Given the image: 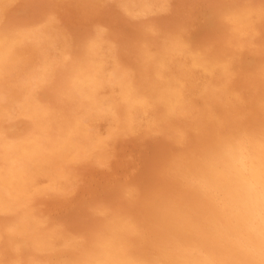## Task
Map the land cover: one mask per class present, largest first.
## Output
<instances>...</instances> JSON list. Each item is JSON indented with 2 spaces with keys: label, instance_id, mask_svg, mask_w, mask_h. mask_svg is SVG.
<instances>
[{
  "label": "rangeland",
  "instance_id": "obj_1",
  "mask_svg": "<svg viewBox=\"0 0 264 264\" xmlns=\"http://www.w3.org/2000/svg\"><path fill=\"white\" fill-rule=\"evenodd\" d=\"M263 20L264 0H0V264H97L101 250L114 245L106 231L120 215L138 211L133 216L139 215L140 221L129 224V233L137 236L149 219L143 207L148 194L165 200L171 194L165 193L168 189H181L189 194L181 198L188 211L194 187L200 183L204 193L207 187L178 178L179 168L196 156H204L206 165L215 164L213 151L222 152L223 145L218 146L229 126L242 125L244 139L264 130ZM35 143L36 149L26 147ZM167 164H175L174 170ZM150 176L154 181L146 179ZM137 182L143 183L141 188ZM199 189L193 192L198 204H204ZM212 191L219 201L209 206L226 205L224 194L218 188ZM156 252L161 253V247Z\"/></svg>",
  "mask_w": 264,
  "mask_h": 264
},
{
  "label": "bare ground",
  "instance_id": "obj_2",
  "mask_svg": "<svg viewBox=\"0 0 264 264\" xmlns=\"http://www.w3.org/2000/svg\"><path fill=\"white\" fill-rule=\"evenodd\" d=\"M21 1V0H20ZM126 1V0H125ZM170 2V1H169ZM9 3V2H8ZM146 3V2H145ZM148 4V3H147ZM179 4V3H178ZM216 4V3H215ZM6 5V4H4ZM157 6V5H156ZM107 7V6H105ZM111 7V6H110ZM163 7V6H162ZM161 8V7H159ZM241 8V7H240ZM14 9V8H12ZM31 9V8H30ZM158 9V8H156ZM179 9V8H178ZM6 11V10H5ZM178 11V10H177ZM144 12V11H143ZM141 13V12H140ZM4 14V13H3ZM241 14V13H240ZM133 15V14H132ZM181 15V14H180ZM2 16V15H1ZM158 17V16H157ZM185 17V16H184ZM244 17V16H243ZM5 18V17H4ZM177 19V18H176ZM188 19V18H187ZM185 19V20H187ZM155 20V19H154ZM184 20V22H185ZM161 21V20H160ZM264 21V20H263ZM171 22V21H170ZM176 22V21H175ZM179 22V21H178ZM183 22V23H184ZM45 23V22H44ZM217 23V22H216ZM259 23V22H258ZM176 24V23H175ZM35 25V24H34ZM159 25V24H158ZM173 25V24H172ZM215 25V24H214ZM213 25V26H214ZM218 25V24H216ZM223 25V24H222ZM221 25V28H222ZM88 26V25H87ZM128 26V25H127ZM220 26V25H219ZM72 27V26H71ZM177 27V26H176ZM216 27V26H215ZM257 27V26H256ZM161 28V27H160ZM212 28V27H211ZM75 29V28H74ZM73 29V30H74ZM217 28H214L216 30ZM221 30V29H220ZM14 31V30H13ZM75 31V30H74ZM188 31V30H187ZM210 31V30H209ZM9 32V31H8ZM161 32V31H158ZM214 32V31H213ZM152 33V32H151ZM188 33V32H187ZM220 34V33H219ZM227 34V33H226ZM230 34V33H229ZM11 35V34H10ZM140 35V34H139ZM165 35V34H164ZM188 35V34H187ZM143 36V35H142ZM166 36V35H165ZM216 35L215 37H217ZM220 36V35H219ZM225 36V35H224ZM67 37V36H66ZM190 37V36H189ZM212 37V36H211ZM254 37V36H253ZM259 37V36H258ZM140 38V37H139ZM150 38V37H149ZM213 38V37H212ZM219 38V37H218ZM14 39V38H13ZM142 39V38H141ZM211 39V38H210ZM220 39V38H219ZM231 39V38H230ZM15 40V39H14ZM37 40V39H36ZM96 40V39H95ZM223 40V39H222ZM258 40V39H257ZM138 41V40H137ZM145 41V39L143 40ZM187 41V40H186ZM231 41V40H230ZM152 42H155L152 40ZM151 42V43H152ZM215 42V41H214ZM28 43V42H27ZM194 43V42H193ZM208 43V42H207ZM232 43V42H231ZM238 43V41H237ZM1 44V43H0ZM7 44V43H5ZM23 44V43H22ZM149 44V43H148ZM190 44V43H189ZM4 45V44H3ZM151 45V44H150ZM157 45V44H156ZM165 45V44H163ZM107 46V45H106ZM146 46V45H145ZM161 46V45H160ZM166 46V45H165ZM254 46V45H253ZM3 47V46H2ZM144 47V46H143ZM11 48V47H10ZM108 48V47H107ZM145 48V47H144ZM205 48V47H204ZM184 49V48H182ZM188 49V48H187ZM196 49V48H195ZM201 49V48H200ZM203 49V48H202ZM201 49V51H202ZM209 49V48H208ZM226 49V48H225ZM225 49H223L225 51ZM240 49V48H239ZM139 50V49H138ZM160 50V49H159ZM158 50V51H159ZM198 50V49H197ZM220 50V49H219ZM145 51V50H144ZM163 51V50H162ZM166 51V50H165ZM172 51V50H171ZM185 51V50H184ZM205 51V50H204ZM213 51V50H212ZM248 51V50H247ZM256 51V50H254ZM260 51V50H259ZM140 52V51H139ZM149 52V51H148ZM156 52V51H155ZM169 52V51H168ZM190 52V51H189ZM230 52V51H229ZM141 53V52H140ZM183 53V52H182ZM186 53V52H184ZM183 53V54H184ZM207 53V51H206ZM210 53V52H209ZM94 54V53H93ZM97 54V53H96ZM147 54V53H146ZM162 54V53H161ZM159 53V55H161ZM165 54V53H164ZM163 54V55H164ZM175 54V53H173ZM158 55V54H157ZM158 55V56H159ZM180 55V54H178ZM190 55V54H189ZM200 55V54H199ZM242 55V54H241ZM106 56V54H105ZM104 56V57H105ZM194 56V55H193ZM207 56V54L205 55ZM220 57L219 55H217ZM215 56V57H217ZM165 57V56H164ZM168 57V56H167ZM203 57V56H201ZM138 58V57H137ZM170 58V57H169ZM44 59V58H43ZM123 59V58H122ZM120 60V59H119ZM156 60V59H155ZM165 60V58H164ZM174 60V59H173ZM228 60V59H227ZM233 60V59H232ZM147 61V58H146ZM219 61V60H218ZM231 61V60H229ZM228 61V63H229ZM236 61V60H235ZM121 62V61H120ZM124 62V61H123ZM149 62V61H147ZM191 62V61H190ZM239 62V61H238ZM140 63V62H138ZM194 63V62H192ZM220 63V62H219ZM222 63V62H221ZM232 64V62H230ZM241 63V62H240ZM238 63V64H240ZM137 64V63H136ZM216 64V63H215ZM214 64V65H215ZM225 64V63H222ZM242 64V63H241ZM39 65V64H38ZM107 65V64H106ZM112 65V64H111ZM114 65V63H113ZM126 65V64H125ZM164 65V64H163ZM170 65V64H169ZM211 65V64H210ZM236 65V64H235ZM116 66V65H115ZM128 66V65H127ZM143 66V65H142ZM159 66V65H157ZM212 66V65H211ZM229 66V65H228ZM51 67V66H50ZM53 67V66H52ZM120 67V66H119ZM191 67V66H190ZM225 67V66H224ZM231 67V66H230ZM29 68V67H28ZM49 68V67H48ZM54 68V67H53ZM64 68V67H63ZM125 68V67H124ZM150 68V67H149ZM153 68V67H152ZM192 68V67H191ZM47 69V68H46ZM130 69V68H129ZM155 69V68H154ZM157 69V68H156ZM226 69V67H225ZM38 70V69H37ZM40 70V69H39ZM146 70V69H145ZM150 70V69H149ZM36 71V70H35ZM219 71V70H218ZM135 72V70H134ZM151 72V71H150ZM185 72V71H184ZM221 72V71H220ZM228 72V71H227ZM239 72V71H238ZM253 72V71H252ZM49 73V71H48ZM101 73V72H100ZM225 73V72H224ZM42 74V73H41ZM99 74V73H98ZM111 74V73H110ZM132 74V73H131ZM209 74V73H208ZM211 74V73H210ZM214 74H218L214 72ZM222 75V72L220 73ZM231 74V72H230ZM256 74V73H255ZM254 74V76H255ZM157 75V74H156ZM173 75V74H172ZM177 75V74H176ZM186 75V74H185ZM202 75V74H201ZM219 75V74H218ZM220 75V76H221ZM234 75V74H233ZM250 75V74H249ZM170 76V75H169ZM213 76V75H212ZM244 76V75H242ZM248 76V75H247ZM252 75H250L251 77ZM20 77V76H19ZM118 77V76H117ZM135 77V76H134ZM229 77H231L229 75ZM245 77V76H244ZM54 78V77H53ZM119 78V77H118ZM178 78V76H177ZM209 78V77H208ZM206 78V80L208 79ZM213 78V77H211ZM223 78V77H222ZM32 79V78H31ZM55 79V78H54ZM75 79V78H74ZM117 79V78H116ZM128 79V78H127ZM197 79V78H196ZM195 79V80H196ZM220 79V78H219ZM249 79V78H248ZM214 80V79H212ZM218 80V79H217ZM246 80V79H245ZM33 81V80H32ZM46 81V80H45ZM130 81V80H129ZM146 81V80H145ZM200 81V80H199ZM231 81V80H230ZM259 81V80H258ZM262 81V79H261ZM110 82V81H109ZM158 82V81H157ZM212 82V81H211ZM217 82V81H215ZM214 82V84H215ZM250 82V81H248ZM51 83V82H50ZM86 83V82H85ZM126 83V82H125ZM147 83V82H146ZM145 83V84H146ZM166 83V82H165ZM199 83V82H198ZM203 83V82H202ZM222 83V81L220 82ZM122 84V83H121ZM153 84V83H152ZM211 84V83H210ZM250 84V83H249ZM42 85V84H41ZM68 85V84H67ZM77 85V84H76ZM116 85V84H115ZM120 85V84H119ZM124 85V84H123ZM122 85V86H123ZM155 85V83L153 84ZM229 86V83H227ZM238 85V84H237ZM34 86V85H33ZM104 86V85H103ZM218 86V85H217ZM240 86V85H239ZM27 87V86H26ZM121 87V86H120ZM124 87V86H123ZM156 87V85L154 86ZM172 87V86H171ZM222 87V86H221ZM236 87V86H235ZM251 87H253L251 85ZM79 88V87H78ZM125 88V87H124ZM157 88V87H156ZM159 88V87H158ZM161 88V87H160ZM228 88V87H227ZM27 89V88H26ZM113 89V87L111 88ZM126 89V88H125ZM153 89V88H152ZM155 89V88H154ZM220 89V88H219ZM259 89V88H258ZM262 89V88H261ZM67 90V89H66ZM93 90V89H92ZM129 90V89H127ZM164 90V89H161ZM182 90V89H180ZM185 90V89H184ZM187 90V89H186ZM185 90V91H186ZM193 90V89H192ZM211 90V89H210ZM225 90V89H224ZM49 91V90H48ZM47 91V92H48ZM58 91V90H57ZM190 91V90H189ZM201 91V90H200ZM229 91V90H228ZM241 91V90H240ZM36 92V91H35ZM45 92V91H44ZM43 92V93H44ZM50 92V91H49ZM80 92V91H79ZM90 92V91H89ZM119 92V91H118ZM239 92V91H238ZM260 92V91H259ZM54 93V92H53ZM67 93V92H66ZM71 93V92H69ZM123 93V92H122ZM139 93V91H138ZM159 93V92H158ZM155 97L156 96V93ZM188 94V93H187ZM190 94V93H189ZM196 94V93H195ZM199 94V93H197ZM208 94V93H207ZM222 94V93H221ZM241 94V93H240ZM33 96L35 94L33 93ZM140 96V94H139ZM182 96V94H181ZM220 96V94H219ZM259 96V94H258ZM53 97V96H52ZM79 97V96H78ZM97 97V96H96ZM125 97V96H124ZM132 97V96H131ZM138 97V96H137ZM146 97V96H145ZM36 98V96H35ZM47 98V97H46ZM68 98V96H67ZM184 98V97H183ZM207 98V97H206ZM224 98V97H223ZM229 98V97H228ZM124 99V98H123ZM127 99V98H126ZM160 99V98H159ZM221 98H219L220 100ZM239 99V98H238ZM96 100V99H94ZM131 100V99H130ZM139 100V99H138ZM143 100V99H142ZM147 100V99H146ZM151 100V99H150ZM157 100V98H156ZM225 100V99H224ZM254 100V99H252ZM30 101V100H29ZM50 101V99H49ZM58 101V100H57ZM56 101V102H57ZM80 101V100H79ZM120 101V100H119ZM208 101V100H206ZM230 101V100H229ZM238 101V100H237ZM237 101H235L237 103ZM62 102V101H61ZM82 102V101H81ZM109 102V101H108ZM125 102V101H124ZM135 102V101H133ZM151 102V101H149ZM149 102H147L149 104ZM157 102V101H156ZM162 102V101H161ZM160 102V103H161ZM165 102V101H164ZM234 102V101H233ZM44 103V102H43ZM75 103V102H74ZM85 103V102H84ZM104 103V102H103ZM112 103V102H111ZM235 103V104H236ZM256 103V102H255ZM253 103V104H255ZM33 104V103H32ZM36 104V103H35ZM49 104V103H48ZM64 104V103H63ZM67 104V103H65ZM134 104V103H132ZM145 104V103H143ZM142 104V105H143ZM151 104V103H150ZM249 104V103H248ZM62 105V104H61ZM228 105V104H225ZM238 105V103H237ZM236 105V106H237ZM76 106V104L74 105ZM152 106V105H151ZM157 106V103H156ZM160 106V105H159ZM196 106V105H195ZM218 106V104H217ZM242 106V105H241ZM14 107V106H13ZM24 107V106H23ZM35 107V106H34ZM39 107V106H38ZM47 107V106H46ZM64 107V106H63ZM81 107V106H80ZM106 107V106H105ZM140 107V106H138ZM155 107V106H154ZM153 107V108H154ZM158 107V106H157ZM199 107V105H198ZM211 107V106H210ZM230 107V106H229ZM235 107V106H234ZM240 106H237V108ZM259 107V106H258ZM104 108V107H103ZM122 108V107H121ZM212 108V107H211ZM27 110V108H25ZM99 109V108H98ZM201 109V108H200ZM203 109V108H202ZM233 109V107H232ZM247 109V108H246ZM75 110V109H74ZM111 110V108H110ZM158 110V108H157ZM180 110V109H179ZM228 110V109H227ZM251 110V109H250ZM29 111V110H28ZM47 111V110H45ZM90 111V110H89ZM94 111V110H93ZM105 111V110H104ZM161 111V110H160ZM183 111V110H182ZM235 111V110H234ZM116 112V111H115ZM186 112V111H185ZM212 112V110H211ZM68 113V112H67ZM73 113V112H72ZM87 113V112H86ZM103 113V112H102ZM109 113V112H108ZM111 113V112H110ZM182 113V112H181ZM235 113V112H234ZM247 113V112H245ZM37 114V113H36ZM41 114V113H40ZM43 114V113H42ZM85 114V113H84ZM116 114V113H115ZM119 114V113H118ZM134 114H136L134 112ZM139 114H141L139 112ZM184 114V113H183ZM233 114V113H232ZM252 114V113H250ZM94 115V114H93ZM120 115V114H119ZM203 115V114H202ZM210 115V114H209ZM216 115V114H214ZM221 115V114H220ZM244 115V114H243ZM61 116V115H60ZM73 116V115H72ZM71 116V117H72ZM96 116V115H95ZM107 116V115H106ZM112 116V115H110ZM131 116V115H130ZM132 116H134L132 114ZM141 116V115H140ZM240 116V115H239ZM245 116V115H244ZM260 115H258L259 117ZM10 117V116H9ZM25 117V116H24ZM43 117V116H42ZM68 117V116H67ZM115 117V116H114ZM118 117V116H117ZM121 117V116H120ZM146 117V116H145ZM144 117V118H145ZM149 117V116H148ZM160 117V116H158ZM215 117V116H214ZM213 119L215 120V118ZM219 117V116H218ZM230 117V116H229ZM247 117V116H246ZM245 117V118H246ZM11 118V117H10ZM9 118V119H10ZM21 118V117H20ZM61 118V117H60ZM85 118V117H84ZM97 118V117H96ZM103 118V117H102ZM106 118V117H105ZM103 118V119H105ZM113 118V117H112ZM111 118V119H112ZM141 118V117H140ZM151 118V117H150ZM200 118V117H199ZM205 118V117H204ZM217 118V117H216ZM234 118V117H233ZM63 119V118H62ZM94 119V118H93ZM101 119V118H100ZM116 119V118H115ZM126 119V118H125ZM124 119V120H125ZM136 119V117L134 118ZM139 118H137L138 120ZM147 119V118H146ZM69 120V119H68ZM72 120V119H70ZM157 121L156 119H154ZM212 120V118H210ZM218 120V119H217ZM235 120V119H234ZM233 120V121H234ZM237 120V119H236ZM235 120V121H236ZM239 120V119H238ZM245 120V119H244ZM256 120V119H255ZM33 121V120H32ZM39 121V120H38ZM46 121V120H45ZM77 121V120H76ZM79 121V120H78ZM143 121V120H142ZM162 121V120H161ZM199 121V119H198ZM224 121V120H223ZM40 122V121H39ZM50 122V121H49ZM72 122V121H71ZM84 122V121H83ZM99 122V121H98ZM148 122V121H147ZM150 122V121H149ZM241 122V121H240ZM239 122V123H240ZM33 123V122H32ZM46 123V122H45ZM65 123V122H64ZM122 123V122H121ZM127 123V121H126ZM125 123V125H126ZM134 123V122H133ZM139 126H140V122ZM163 123V122H162ZM174 123H177L174 121ZM222 123V122H221ZM253 123V122H252ZM47 124V123H46ZM104 124V122H103ZM137 124V123H136ZM159 124V123H158ZM230 124V123H229ZM258 124V123H256ZM13 125V124H12ZM18 125H20L18 123ZM27 125V123H26ZM38 125V124H37ZM76 125V124H75ZM97 125V124H96ZM116 125V124H115ZM128 125V124H127ZM133 125V124H132ZM147 125V124H146ZM220 125V124H219ZM11 126V125H10ZM15 126V125H13ZM25 126V124H24ZM55 126V125H54ZM79 126V125H78ZM138 126V127H139ZM142 126V125H141ZM148 126V125H147ZM150 126V125H149ZM154 126V125H153ZM157 127V125H155ZM217 126V125H216ZM227 126V125H226ZM41 127V126H40ZM76 127V126H75ZM81 127V126H80ZM103 127V126H102ZM143 127V126H142ZM243 127L242 125H233L229 126L225 129L228 136L226 138H221V144L218 147L223 149L222 152H216L214 149L213 159L215 164L206 165L203 160H205L204 156H196L189 163H186L184 167L179 168L182 169V172L179 173L178 178H192L193 180H197L204 182L207 189L206 193H204L205 188L199 189V185L196 189H199L202 194L198 193V195H202V199H204V204H198L197 195H194L193 191H196L194 184V189L191 196L189 197V201L193 206L186 211L183 209V201L181 198L185 194L181 189L180 190H171L170 192L167 190L166 194H170L165 200L174 201L172 205H166L159 198H154V196H150L148 194V198L143 200L144 202V212L145 215L148 216V220H146L142 225L139 226L137 236H132L129 231H133L129 229V224H134V222L138 223L141 219L139 215L133 216L138 211L133 212L132 214H126L124 216H119L116 221L110 224L108 230L106 231V236H110L113 240V246L108 248H103L100 252L99 262L97 264H264V130L261 133L254 135L248 139H244L245 130H240ZM261 127V126H260ZM9 128V127H8ZM27 129V127H25ZM24 128V129H25ZM36 128V127H35ZM137 128V127H136ZM153 127H150V129ZM249 128V127H247ZM13 129V128H12ZM53 129V128H51ZM59 129V128H58ZM81 129V128H80ZM117 129V128H115ZM142 129V128H141ZM149 129V130H150ZM164 129V128H163ZM9 130V129H8ZM21 130V129H20ZM19 130V131H20ZM103 130V129H102ZM113 130V129H112ZM125 130V129H124ZM183 130V129H182ZM248 130V129H247ZM255 130V129H254ZM1 131V130H0ZM5 131V130H3ZM140 131V129H138ZM151 131V130H150ZM211 131V130H210ZM219 131V130H218ZM6 132V131H5ZM4 132V133H5ZM18 132V131H17ZM16 132V133H17ZM22 132V130H21ZM44 132V131H43ZM77 132V131H76ZM81 132V131H80ZM79 132V133H80ZM100 132V131H99ZM118 132V131H117ZM135 132V131H134ZM133 132V133H134ZM185 132V131H184ZM15 133V135H16ZM19 133V132H18ZM48 134V132H46ZM60 133V131H59ZM75 133V132H74ZM101 133V132H100ZM136 133V132H135ZM147 133V132H146ZM211 133V132H210ZM93 134V133H92ZM96 134V133H95ZM2 135V134H1ZM12 135V134H11ZM14 135V133H13ZM12 135V136H13ZM54 135V134H53ZM80 135V134H78ZM94 135V134H93ZM100 135V134H99ZM138 135V134H137ZM143 135V134H142ZM188 136V134H186ZM185 135V136H186ZM216 135V134H215ZM59 136V135H58ZM56 136V137H58ZM64 136V135H63ZM83 136V135H82ZM128 136V135H127ZM146 136V135H145ZM184 136V137H185ZM210 136V135H209ZM52 137V136H51ZM75 137V136H74ZM99 137V136H98ZM119 137V136H118ZM136 137V136H135ZM248 137V136H247ZM6 138V137H5ZM44 138V137H43ZM49 138V137H48ZM47 138V139H48ZM54 138V137H53ZM67 138V137H66ZM96 138V137H95ZM100 138V137H99ZM98 138V139H99ZM138 138V137H137ZM157 138V137H156ZM216 138V137H215ZM46 139V137H45ZM56 139V138H55ZM68 139V138H67ZM76 139V138H75ZM74 139V140H75ZM90 139V138H89ZM92 139V138H91ZM94 139V138H93ZM115 139V138H114ZM134 139V138H133ZM136 139V138H135ZM134 139V140H135ZM142 139V138H141ZM147 139V138H146ZM145 139V140H146ZM155 139V138H153ZM184 139V138H183ZM182 139V140H183ZM195 139V138H194ZM225 139V140H224ZM62 140V139H61ZM60 140V141H61ZM73 140V139H72ZM73 140V141H74ZM120 140V139H119ZM125 139H123L124 141ZM127 140V139H126ZM131 140V138H130ZM133 140V141H134ZM143 140V139H142ZM205 140V139H204ZM54 141V140H53ZM58 141V142H60ZM68 141V140H67ZM114 141V140H113ZM147 141V140H146ZM150 141V140H149ZM159 141V140H158ZM181 141V140H180ZM179 141V142H180ZM206 141V140H205ZM9 142V141H8ZM7 142V143H8ZM34 142V141H33ZM47 142V141H45ZM75 142V141H74ZM80 142V141H79ZM99 142V141H98ZM104 142V141H103ZM102 142V143H103ZM118 142V140H117ZM136 142V140L134 141ZM140 142V141H139ZM144 142V141H143ZM175 142V141H172ZM207 142V141H206ZM212 142V140H211ZM1 143V142H0ZM4 143V142H2ZM81 143V142H80ZM101 143V141H100ZM45 144V143H44ZM53 144V143H52ZM64 144V143H63ZM62 144V145H63ZM85 144V143H84ZM93 144V143H92ZM129 145V143H127ZM127 144L125 146H127ZM157 144V143H155ZM176 144V143H175ZM178 144V143H177ZM176 144V146H178ZM187 144V143H186ZM4 145V144H3ZM32 145V146H31ZM65 145V144H64ZM76 145V144H75ZM79 145V144H78ZM110 145V144H109ZM180 145V144H179ZM32 147L30 149H36L37 144H30L26 146L27 148ZM60 146V145H59ZM124 146V147H125ZM141 146V145H140ZM9 147V146H8ZM50 147V146H49ZM48 147V148H49ZM71 147V146H70ZM73 147V146H72ZM86 147V146H85ZM101 147V146H100ZM128 147V146H127ZM130 147V146H129ZM182 147V146H180ZM204 147V146H202ZM209 147V146H208ZM214 147V146H212ZM216 147V146H215ZM21 148V147H20ZM41 148V146H39ZM44 148V147H43ZM64 148V147H63ZM79 148V147H78ZM114 148V147H113ZM119 148V147H118ZM131 148V147H130ZM201 148V146L199 147ZM67 149V148H66ZM103 149V146H102ZM150 149V148H149ZM172 149V148H171ZM181 149V148H180ZM193 148H191L192 150ZM208 149V148H207ZM42 150V149H41ZM50 150V149H49ZM47 150V152L49 151ZM90 150V149H89ZM119 150V149H118ZM177 150V149H174ZM211 150V149H210ZM7 151V150H6ZM55 151V150H53ZM69 151V150H68ZM82 151V150H81ZM80 151V152H81ZM117 151V150H116ZM153 151V150H152ZM172 151V150H171ZM187 151V150H185ZM189 151V150H188ZM198 151V150H197ZM207 151V150H206ZM72 151H70L71 153ZM75 152V151H74ZM79 152V153H80ZM88 152V151H85ZM91 152V151H90ZM96 152V151H95ZM110 152V150H109ZM119 152V151H118ZM121 152V151H120ZM149 152V150H148ZM212 152V151H211ZM212 152V153H213ZM52 153V152H51ZM68 153V152H67ZM92 153V152H91ZM141 153V152H140ZM151 153V152H150ZM176 153V152H175ZM185 153V152H184ZM33 154V153H32ZM37 154V153H36ZM45 154V153H44ZM89 153H87L88 155ZM123 154V153H121ZM149 154V153H148ZM156 154V153H154ZM169 154V152L167 153ZM16 155V154H15ZM72 155V154H71ZM93 155V154H92ZM100 155V154H99ZM114 155V154H112ZM142 154H140L141 156ZM150 155V154H149ZM34 156V155H33ZM81 156V155H80ZM89 156V155H88ZM115 156V155H114ZM113 156V157H114ZM148 156V155H144ZM181 156V155H180ZM211 156V155H210ZM40 157V155H39ZM69 157V155H68ZM102 157V156H101ZM104 157V156H103ZM110 157V155H109ZM171 157V156H170ZM175 157V156H174ZM177 157V156H176ZM186 157V156H185ZM199 157V158H198ZM106 158V157H105ZM108 158V157H107ZM146 158V157H145ZM148 158V157H147ZM151 158V157H149ZM169 158V156H168ZM166 159L169 160L170 159ZM173 158V157H172ZM45 159V158H44ZM72 159V158H71ZM113 159V158H112ZM176 159V158H175ZM207 159V158H206ZM210 159V158H209ZM86 160V159H85ZM93 160V159H92ZM108 160V159H107ZM154 160V159H153ZM164 160V159H163ZM166 160H164L166 164ZM29 161V160H28ZM31 161V160H30ZM33 161V160H32ZM63 161V160H62ZM106 161V160H105ZM3 162V161H2ZM42 162V161H41ZM99 162V161H98ZM148 162V161H146ZM183 162V161H181ZM25 163V162H24ZM27 163V162H26ZM31 163V162H29ZM79 163V162H78ZM153 164V162H151ZM12 164V163H10ZM45 164V163H44ZM80 164V163H79ZM88 164V163H87ZM91 164V163H90ZM148 164V163H147ZM161 162L159 163V165ZM164 164V166H165ZM172 164V163H171ZM179 164V163H176ZM184 164V162H183ZM30 165V164H29ZM41 165V164H40ZM39 165V167H40ZM69 165V164H68ZM145 165V164H144ZM156 166L155 164H153ZM150 165V166H153ZM158 165V164H157ZM168 165V164H167ZM174 165L173 168L174 170ZM26 166V165H25ZM94 166V165H93ZM147 166V165H146ZM180 166V165H177ZM182 166V165H181ZM199 166H206L204 168H200ZM210 166V167H208ZM214 166V167H211ZM20 167V166H19ZM22 167V166H21ZM39 167L38 168L39 170ZM45 167V166H44ZM141 167H144L143 165ZM149 167V166H148ZM147 167V168H148ZM157 167V166H156ZM154 171L160 168L155 169ZM167 167V166H166ZM164 167L163 169H165ZM41 168V167H40ZM46 168V167H45ZM146 168V167H144ZM143 168V169H144ZM212 168V169H211ZM48 169V168H47ZM50 169V168H49ZM95 169V168H93ZM111 169V168H110ZM152 170V168L150 167ZM162 169V171H164ZM176 169V168H175ZM41 170V169H40ZM46 170V169H45ZM70 170V169H69ZM138 170V169H137ZM147 170V169H146ZM178 170V169H177ZM34 171V170H33ZM66 171V170H65ZM143 170H141L142 172ZM153 171V170H152ZM161 171V172H162ZM176 171V170H175ZM29 171V174H31ZM138 172V171H137ZM136 172V173H137ZM145 172V171H144ZM151 174V171H149ZM158 172V171H157ZM161 172L159 174H161ZM172 170L170 171V173ZM179 172V171H177ZM176 172V173H177ZM28 173V172H27ZM38 173V172H37ZM165 173V172H164ZM169 173V172H168ZM174 173V172H173ZM175 173V174H176ZM34 174V173H33ZM46 174V173H45ZM148 174V171L146 173ZM149 174V175H150ZM156 174V173H155ZM167 174V173H166ZM40 175V174H39ZM37 175V176H39ZM157 175V174H156ZM164 175V174H162ZM41 176V175H40ZM43 176V175H42ZM45 176V175H44ZM70 176V175H69ZM135 176V175H134ZM144 176V175H143ZM142 176V177H143ZM161 176V175H159ZM174 175L173 177H175ZM30 177V176H29ZM34 177V176H33ZM57 177V176H56ZM154 177V176H153ZM153 177H146L153 178ZM162 177V176H161ZM160 177V178H161ZM168 177V176H166ZM165 177V178H166ZM171 177V176H170ZM172 177V178H173ZM58 178V177H57ZM135 178V177H134ZM133 178V179H134ZM141 178V177H140ZM173 178V179H174ZM39 179V178H37ZM46 179V178H45ZM44 177L42 180H45ZM47 179H50L47 178ZM142 179V178H141ZM145 179V176H144ZM164 179V178H163ZM30 180V179H29ZM40 180V179H39ZM131 180V178H130ZM137 180V179H136ZM157 180V179H156ZM169 181V179H167ZM8 181V180H7ZM47 181V180H46ZM129 181V180H128ZM150 181V180H149ZM154 181V178H153ZM172 181V180H170ZM36 181L35 183H37ZM41 182V181H39ZM58 182V181H57ZM126 182V181H125ZM131 182V181H130ZM136 182V181H135ZM143 182V181H142ZM146 182V180L144 181ZM160 182V181H159ZM174 182V181H173ZM181 182V181H180ZM184 182V181H183ZM188 182V181H187ZM74 183V182H72ZM71 183V184H72ZM124 183V182H123ZM137 182L135 186H140L141 184ZM152 183V182H151ZM155 183V182H154ZM179 183V182H178ZM177 183V184H178ZM194 183V182H193ZM24 184V183H23ZM38 184V183H37ZM42 184V183H41ZM75 184V183H74ZM125 184V183H124ZM134 184V183H133ZM131 184V185H133ZM161 184V183H160ZM159 184V185H160ZM168 184V183H167ZM172 184V183H171ZM174 184V183H173ZM53 185V184H52ZM66 185V184H64ZM69 185V184H68ZM123 185V184H122ZM128 185V183H127ZM130 185V186H131ZM157 185V184H156ZM185 185V184H184ZM188 186V184L186 183ZM193 185V184H192ZM204 185V184H203ZM144 186V185H143ZM152 186V184L150 185ZM155 186V185H154ZM166 186V185H165ZM190 186V185H189ZM57 187V186H56ZM120 188V184L118 186ZM146 187V186H145ZM149 187V186H148ZM153 187V186H152ZM163 187V186H162ZM202 187V186H201ZM40 188V187H38ZM68 188V187H66ZM71 188V187H70ZM75 188V187H74ZM78 188V187H77ZM101 188V187H99ZM115 188H117L115 186ZM144 188V187H143ZM157 188V187H155ZM155 188H148L155 189ZM172 188V186H171ZM187 188V187H186ZM185 188V189H186ZM218 188L221 193L224 194V201L226 205L221 208H212L209 206V203L218 202L219 199H213L211 196L215 191L212 189ZM69 189V188H68ZM72 189V188H71ZM147 189V188H146ZM183 189V190H185ZM141 190V189H140ZM157 190V189H156ZM191 190V188H190ZM143 191V190H142ZM54 192V191H53ZM153 192V191H152ZM186 192V191H185ZM36 193V192H35ZM58 193V192H57ZM140 193V192H138ZM197 193V192H196ZM67 194V193H65ZM132 194V193H131ZM154 194V193H153ZM152 194V195H153ZM130 195V194H129ZM156 195V193H155ZM199 195V197H201ZM8 196V195H7ZM66 197V196H65ZM121 197V196H120ZM145 197V196H144ZM162 197V196H161ZM221 197H223L221 195ZM59 198V197H58ZM136 198V197H135ZM186 198V197H185ZM188 198V197H187ZM220 198V197H219ZM19 199V198H18ZM57 199V198H56ZM115 199V198H114ZM183 199V198H182ZM223 199V198H222ZM6 200V199H5ZM23 200V198H22ZM55 200V199H54ZM11 201V200H10ZM46 201V200H45ZM195 201L197 203L193 204ZM4 202V201H2ZM142 202V203H143ZM201 202V201H199ZM109 203V202H108ZM111 203V202H110ZM207 203V204H205ZM5 204V203H4ZM11 204V203H9ZM171 204V203H170ZM190 204V205H191ZM13 205V203L11 204ZM138 205V204H137ZM140 205V204H139ZM166 205V206H165ZM19 206V205H18ZM215 206V205H214ZM16 207V206H15ZM41 207V206H40ZM121 207V206H120ZM186 207V206H184ZM77 208V207H76ZM91 208V207H90ZM117 208V207H116ZM134 209V208H133ZM96 210V209H94ZM109 210V209H108ZM107 210V211H108ZM40 211V210H39ZM106 211V210H105ZM129 211V210H128ZM5 212V211H4ZM111 212V211H110ZM16 213V212H15ZM89 214V213H88ZM91 214V212H90ZM93 214V213H92ZM101 214V213H100ZM111 214V213H110ZM117 214V213H116ZM112 215V214H111ZM97 216V214H96ZM110 215H108L109 217ZM3 217V216H2ZM93 217V216H92ZM100 217V216H99ZM32 218V217H31ZM89 218L88 220H90ZM6 220V219H5ZM11 220V219H10ZM85 220V219H84ZM155 222H154V221ZM99 221V220H98ZM88 222V221H87ZM91 222V221H90ZM135 223V225H136ZM93 225V224H92ZM3 227V226H2ZM58 227V226H57ZM65 227V226H64ZM83 227V226H82ZM11 228V227H10ZM19 228V227H18ZM81 228V227H78ZM29 229V228H28ZM32 229V228H31ZM47 229V228H46ZM76 229V228H75ZM94 229V228H93ZM30 231V230H29ZM39 231V230H37ZM56 231V230H55ZM67 231V230H66ZM152 231V232H150ZM43 232V231H42ZM60 232V231H59ZM76 232V231H75ZM102 232V230H101ZM105 232V233H106ZM149 233H154V237L148 236ZM5 233H7L5 231ZM135 233V232H134ZM80 235V234H79ZM94 234H92L93 236ZM6 237V236H5ZM4 237V238H5ZM15 237V236H14ZM72 237V235H71ZM253 239V240H252ZM69 240V239H68ZM78 240V239H77ZM76 240V241H77ZM81 240V239H80ZM250 240L254 243H249ZM31 241V240H29ZM74 241V240H73ZM84 241V240H83ZM2 242V241H0ZM7 242V238H6ZM10 242H12L10 240ZM61 242V241H60ZM59 242V243H60ZM86 242V241H85ZM88 242V241H87ZM92 242V241H91ZM161 242L164 245L155 247V243ZM57 243V242H56ZM62 243V242H61ZM74 243V242H73ZM81 243V241H79ZM62 243L61 245H63ZM67 244V243H66ZM71 244V243H70ZM69 244V245H70ZM76 245V243H74ZM111 244V243H110ZM3 245V244H2ZM8 245V244H7ZM73 245V244H71ZM75 245L73 248H75ZM86 245V244H85ZM17 246V244L15 245ZM21 246V245H20ZM80 246V244H79ZM87 246V245H86ZM85 246V247H86ZM19 247V246H18ZM70 247V246H69ZM77 247V245H76ZM162 252L157 253V248H160ZM6 248V247H5ZM9 248V247H8ZM7 248V249H8ZM11 248V247H10ZM21 248V247H20ZM56 248V246H55ZM60 248V247H59ZM68 248V247H67ZM6 249V250H7ZM17 249V248H16ZM24 249V248H23ZM64 249V247L62 248ZM70 249V248H69ZM77 249V248H76ZM2 251V250H1ZM10 251V249L8 250ZM7 251V253H8ZM21 251V249H20ZM19 252V251H18ZM67 252V251H66ZM76 252V251H75ZM78 253V252H77ZM7 255V254H6ZM5 255V256H6ZM12 255V254H11ZM23 255V254H21ZM4 256V257H5ZM3 258V257H2ZM20 259V258H19ZM5 261V260H3ZM83 261V260H82ZM12 262V261H11ZM19 262V261H18ZM87 262V261H86ZM2 263V262H1ZM10 263V262H8ZM3 264V263H2ZM18 264V263H17ZM23 264V263H22Z\"/></svg>",
  "mask_w": 264,
  "mask_h": 264
}]
</instances>
